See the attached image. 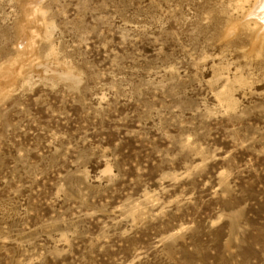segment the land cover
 I'll return each instance as SVG.
<instances>
[{
	"label": "rangeland",
	"instance_id": "374dc122",
	"mask_svg": "<svg viewBox=\"0 0 264 264\" xmlns=\"http://www.w3.org/2000/svg\"><path fill=\"white\" fill-rule=\"evenodd\" d=\"M263 2L0 0V264H264Z\"/></svg>",
	"mask_w": 264,
	"mask_h": 264
},
{
	"label": "bare ground",
	"instance_id": "6f19581e",
	"mask_svg": "<svg viewBox=\"0 0 264 264\" xmlns=\"http://www.w3.org/2000/svg\"><path fill=\"white\" fill-rule=\"evenodd\" d=\"M264 3V2H263ZM262 4V3H261ZM261 14L264 15V5L262 6V9H261ZM258 15V14H257ZM264 21V20H263Z\"/></svg>",
	"mask_w": 264,
	"mask_h": 264
}]
</instances>
